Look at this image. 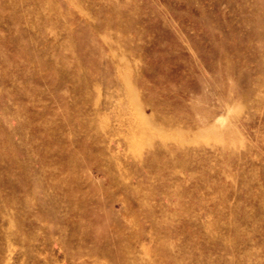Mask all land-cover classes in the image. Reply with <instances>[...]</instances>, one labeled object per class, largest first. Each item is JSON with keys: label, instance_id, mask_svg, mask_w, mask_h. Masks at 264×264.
<instances>
[{"label": "rangeland", "instance_id": "1", "mask_svg": "<svg viewBox=\"0 0 264 264\" xmlns=\"http://www.w3.org/2000/svg\"><path fill=\"white\" fill-rule=\"evenodd\" d=\"M0 264H264V0H0Z\"/></svg>", "mask_w": 264, "mask_h": 264}]
</instances>
